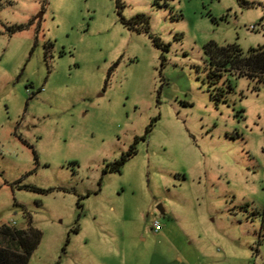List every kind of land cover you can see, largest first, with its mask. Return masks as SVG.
<instances>
[{
    "label": "rangeland",
    "instance_id": "rangeland-1",
    "mask_svg": "<svg viewBox=\"0 0 264 264\" xmlns=\"http://www.w3.org/2000/svg\"><path fill=\"white\" fill-rule=\"evenodd\" d=\"M121 1L0 0V225L30 264H264V83L204 50L264 47V0Z\"/></svg>",
    "mask_w": 264,
    "mask_h": 264
},
{
    "label": "trees",
    "instance_id": "trees-1",
    "mask_svg": "<svg viewBox=\"0 0 264 264\" xmlns=\"http://www.w3.org/2000/svg\"><path fill=\"white\" fill-rule=\"evenodd\" d=\"M122 7L121 0H115ZM173 0H154L160 8H169ZM126 22V21H125ZM129 27L138 31L150 32V21L146 15H137L129 22ZM155 45L166 51L158 37H154ZM207 57V71L210 87L220 90L217 96H223L225 90L219 85L227 74L238 78L247 77L264 83V47L252 48L247 53L236 43L220 46L214 41L204 46ZM225 84V83H224ZM231 89V87H230ZM151 125L147 132L151 130ZM137 154L134 145L120 160L111 164V171H119L131 157ZM108 169L106 171H108ZM27 188L38 190L35 187ZM42 241V232L34 228L30 223L26 228H18L15 224L0 225V264H30V260Z\"/></svg>",
    "mask_w": 264,
    "mask_h": 264
},
{
    "label": "built area",
    "instance_id": "built-area-1",
    "mask_svg": "<svg viewBox=\"0 0 264 264\" xmlns=\"http://www.w3.org/2000/svg\"><path fill=\"white\" fill-rule=\"evenodd\" d=\"M251 28H252V29H255V26H252ZM154 227H155L156 230H158V229L160 228V224H159V222L156 221V222L154 223Z\"/></svg>",
    "mask_w": 264,
    "mask_h": 264
},
{
    "label": "water",
    "instance_id": "water-1",
    "mask_svg": "<svg viewBox=\"0 0 264 264\" xmlns=\"http://www.w3.org/2000/svg\"><path fill=\"white\" fill-rule=\"evenodd\" d=\"M38 17H39V19H41V18H42V13H41V14H39V16H38ZM159 209H160V211H161V212H164V209L162 208V206H159Z\"/></svg>",
    "mask_w": 264,
    "mask_h": 264
}]
</instances>
